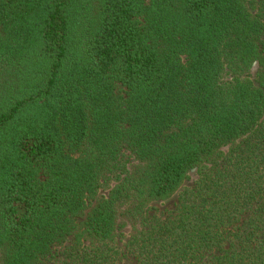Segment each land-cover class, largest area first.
Here are the masks:
<instances>
[{
	"label": "trees",
	"instance_id": "16d2710c",
	"mask_svg": "<svg viewBox=\"0 0 264 264\" xmlns=\"http://www.w3.org/2000/svg\"><path fill=\"white\" fill-rule=\"evenodd\" d=\"M128 257L264 264V0H0V264Z\"/></svg>",
	"mask_w": 264,
	"mask_h": 264
},
{
	"label": "rangeland",
	"instance_id": "374dc122",
	"mask_svg": "<svg viewBox=\"0 0 264 264\" xmlns=\"http://www.w3.org/2000/svg\"><path fill=\"white\" fill-rule=\"evenodd\" d=\"M259 66L255 65L251 71L248 73V77L257 85L259 82ZM196 180V174H190L189 179L184 183L183 187L178 190L171 198L163 201H157L151 203L147 208V215L149 217L155 218H165L169 215L178 205L179 197L184 192L185 189L192 188ZM129 230L125 231V234H128ZM129 236V235H128ZM123 245V244H120ZM120 264H134V260L131 257L124 258Z\"/></svg>",
	"mask_w": 264,
	"mask_h": 264
}]
</instances>
